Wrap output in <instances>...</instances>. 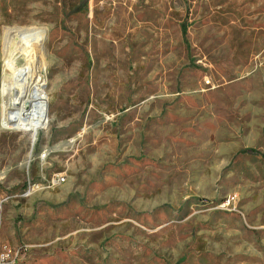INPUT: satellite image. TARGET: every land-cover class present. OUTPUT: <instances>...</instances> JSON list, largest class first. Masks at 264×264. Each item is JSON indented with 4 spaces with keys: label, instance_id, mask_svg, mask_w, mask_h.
I'll use <instances>...</instances> for the list:
<instances>
[{
    "label": "rangeland",
    "instance_id": "374dc122",
    "mask_svg": "<svg viewBox=\"0 0 264 264\" xmlns=\"http://www.w3.org/2000/svg\"><path fill=\"white\" fill-rule=\"evenodd\" d=\"M7 28L42 42L34 143L2 126ZM5 242L29 264H264V0H0Z\"/></svg>",
    "mask_w": 264,
    "mask_h": 264
},
{
    "label": "bare ground",
    "instance_id": "6f19581e",
    "mask_svg": "<svg viewBox=\"0 0 264 264\" xmlns=\"http://www.w3.org/2000/svg\"><path fill=\"white\" fill-rule=\"evenodd\" d=\"M6 33L7 35L13 34V37L17 38V42L19 39L16 55H22L25 59V64L22 67H16L15 63L12 64L14 68L13 76H15L16 83L14 86L15 92H12L15 94L14 104L3 112L2 126L31 131V141L34 143L38 129L44 127L48 122L47 97L43 89L44 83L40 74L42 42L37 38L34 30L29 28H7ZM13 60L11 59L9 62Z\"/></svg>",
    "mask_w": 264,
    "mask_h": 264
},
{
    "label": "built area",
    "instance_id": "2783aa9c",
    "mask_svg": "<svg viewBox=\"0 0 264 264\" xmlns=\"http://www.w3.org/2000/svg\"><path fill=\"white\" fill-rule=\"evenodd\" d=\"M65 181L62 175H54L50 178L49 185H59ZM32 187L29 186L25 194L30 191ZM30 252V245L26 243L18 244V247H11L8 242L0 246V264H29L28 255Z\"/></svg>",
    "mask_w": 264,
    "mask_h": 264
},
{
    "label": "trees",
    "instance_id": "16d2710c",
    "mask_svg": "<svg viewBox=\"0 0 264 264\" xmlns=\"http://www.w3.org/2000/svg\"><path fill=\"white\" fill-rule=\"evenodd\" d=\"M183 34H184V35L186 34V30H184Z\"/></svg>",
    "mask_w": 264,
    "mask_h": 264
}]
</instances>
